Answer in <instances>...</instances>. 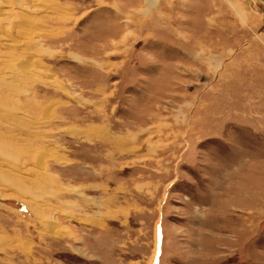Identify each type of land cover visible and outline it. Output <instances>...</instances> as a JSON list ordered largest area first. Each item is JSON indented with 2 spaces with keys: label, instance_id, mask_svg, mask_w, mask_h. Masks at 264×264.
I'll return each mask as SVG.
<instances>
[{
  "label": "rangeland",
  "instance_id": "rangeland-1",
  "mask_svg": "<svg viewBox=\"0 0 264 264\" xmlns=\"http://www.w3.org/2000/svg\"><path fill=\"white\" fill-rule=\"evenodd\" d=\"M0 15V264H264L263 4Z\"/></svg>",
  "mask_w": 264,
  "mask_h": 264
},
{
  "label": "bare ground",
  "instance_id": "bare-ground-1",
  "mask_svg": "<svg viewBox=\"0 0 264 264\" xmlns=\"http://www.w3.org/2000/svg\"><path fill=\"white\" fill-rule=\"evenodd\" d=\"M0 16H2V15H0ZM27 21H28V20H27ZM28 22H29V21H28ZM24 24H25V23H24ZM24 24H23V25H24ZM24 28H27V25H26V27H24ZM76 60H77V59H76ZM24 67H25V66H24ZM17 70H18V69H17ZM19 70H20V69H19ZM21 71H24V72L26 71V72H27V71H28V68H26V69L24 68V69L21 70ZM43 168H44V167H43ZM48 222H49V221L47 220V228H50V231H52V229H53V228H52V227H53V223H52V222L48 223ZM49 224H50V225H49Z\"/></svg>",
  "mask_w": 264,
  "mask_h": 264
},
{
  "label": "water",
  "instance_id": "water-1",
  "mask_svg": "<svg viewBox=\"0 0 264 264\" xmlns=\"http://www.w3.org/2000/svg\"><path fill=\"white\" fill-rule=\"evenodd\" d=\"M257 1H259L261 4L264 5V0H257Z\"/></svg>",
  "mask_w": 264,
  "mask_h": 264
}]
</instances>
